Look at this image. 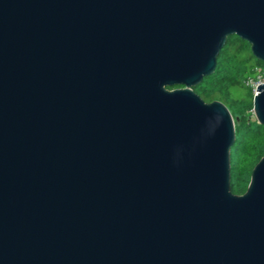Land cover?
I'll return each mask as SVG.
<instances>
[{
	"label": "water",
	"instance_id": "obj_1",
	"mask_svg": "<svg viewBox=\"0 0 264 264\" xmlns=\"http://www.w3.org/2000/svg\"><path fill=\"white\" fill-rule=\"evenodd\" d=\"M231 36L264 62V0H0V264H264V155L232 193L193 90Z\"/></svg>",
	"mask_w": 264,
	"mask_h": 264
},
{
	"label": "trees",
	"instance_id": "obj_2",
	"mask_svg": "<svg viewBox=\"0 0 264 264\" xmlns=\"http://www.w3.org/2000/svg\"><path fill=\"white\" fill-rule=\"evenodd\" d=\"M256 67L264 77V62L251 55L246 41L231 36L217 56L214 71L193 88L205 102L218 100L225 104L234 119L230 190L238 195L246 190L253 166L264 155V125L252 116L253 95L245 84L247 77L254 76Z\"/></svg>",
	"mask_w": 264,
	"mask_h": 264
},
{
	"label": "built area",
	"instance_id": "obj_3",
	"mask_svg": "<svg viewBox=\"0 0 264 264\" xmlns=\"http://www.w3.org/2000/svg\"><path fill=\"white\" fill-rule=\"evenodd\" d=\"M260 82H264V77H262V70L256 67L254 76H250L245 79V84L250 87L252 95L256 94L257 89H255V87Z\"/></svg>",
	"mask_w": 264,
	"mask_h": 264
},
{
	"label": "rangeland",
	"instance_id": "obj_4",
	"mask_svg": "<svg viewBox=\"0 0 264 264\" xmlns=\"http://www.w3.org/2000/svg\"><path fill=\"white\" fill-rule=\"evenodd\" d=\"M252 116L254 117L253 113H252Z\"/></svg>",
	"mask_w": 264,
	"mask_h": 264
}]
</instances>
